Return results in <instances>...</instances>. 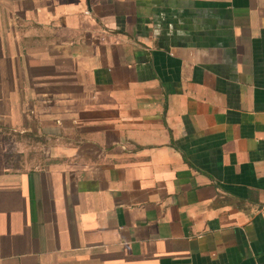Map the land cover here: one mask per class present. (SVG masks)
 <instances>
[{
    "label": "crops",
    "instance_id": "1",
    "mask_svg": "<svg viewBox=\"0 0 264 264\" xmlns=\"http://www.w3.org/2000/svg\"><path fill=\"white\" fill-rule=\"evenodd\" d=\"M0 264H264V0H0Z\"/></svg>",
    "mask_w": 264,
    "mask_h": 264
},
{
    "label": "rangeland",
    "instance_id": "2",
    "mask_svg": "<svg viewBox=\"0 0 264 264\" xmlns=\"http://www.w3.org/2000/svg\"><path fill=\"white\" fill-rule=\"evenodd\" d=\"M23 141H27V153H29L30 151H32V148L30 147L31 146V144H30V138H23ZM34 151V150H33ZM28 156H29V154H28ZM31 160H30V156L28 157V158H18V157H14V156H12V158H11V162L12 163H15L16 165H19V164H26V163H29Z\"/></svg>",
    "mask_w": 264,
    "mask_h": 264
}]
</instances>
